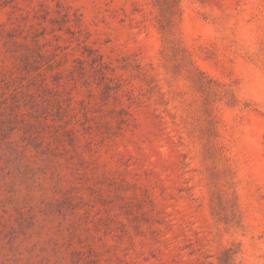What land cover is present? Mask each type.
Wrapping results in <instances>:
<instances>
[{
  "label": "rangeland",
  "instance_id": "374dc122",
  "mask_svg": "<svg viewBox=\"0 0 264 264\" xmlns=\"http://www.w3.org/2000/svg\"><path fill=\"white\" fill-rule=\"evenodd\" d=\"M0 264H264V0H0Z\"/></svg>",
  "mask_w": 264,
  "mask_h": 264
}]
</instances>
